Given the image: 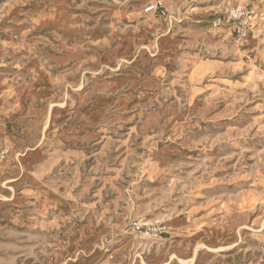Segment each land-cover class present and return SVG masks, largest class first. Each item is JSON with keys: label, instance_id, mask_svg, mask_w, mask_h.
<instances>
[{"label": "rangeland", "instance_id": "1", "mask_svg": "<svg viewBox=\"0 0 264 264\" xmlns=\"http://www.w3.org/2000/svg\"><path fill=\"white\" fill-rule=\"evenodd\" d=\"M0 132V264H264V0H0Z\"/></svg>", "mask_w": 264, "mask_h": 264}, {"label": "built area", "instance_id": "2", "mask_svg": "<svg viewBox=\"0 0 264 264\" xmlns=\"http://www.w3.org/2000/svg\"><path fill=\"white\" fill-rule=\"evenodd\" d=\"M145 12H152L154 14H164V8L159 1L150 2L144 9ZM140 226H135V229H139Z\"/></svg>", "mask_w": 264, "mask_h": 264}, {"label": "crops", "instance_id": "3", "mask_svg": "<svg viewBox=\"0 0 264 264\" xmlns=\"http://www.w3.org/2000/svg\"><path fill=\"white\" fill-rule=\"evenodd\" d=\"M3 144V134L2 132H0V147L2 146Z\"/></svg>", "mask_w": 264, "mask_h": 264}, {"label": "bare ground", "instance_id": "4", "mask_svg": "<svg viewBox=\"0 0 264 264\" xmlns=\"http://www.w3.org/2000/svg\"><path fill=\"white\" fill-rule=\"evenodd\" d=\"M147 13L154 14V13H152V12H147ZM0 165H1V164H0Z\"/></svg>", "mask_w": 264, "mask_h": 264}]
</instances>
